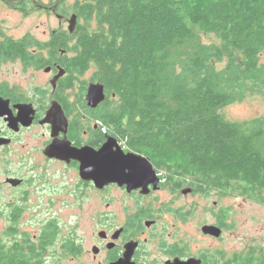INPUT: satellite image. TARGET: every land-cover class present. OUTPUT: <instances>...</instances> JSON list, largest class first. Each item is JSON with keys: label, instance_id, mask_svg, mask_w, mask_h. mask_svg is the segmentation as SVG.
Returning <instances> with one entry per match:
<instances>
[{"label": "trees", "instance_id": "trees-1", "mask_svg": "<svg viewBox=\"0 0 264 264\" xmlns=\"http://www.w3.org/2000/svg\"><path fill=\"white\" fill-rule=\"evenodd\" d=\"M68 10L75 30L56 29L51 51L72 53L71 71L93 70L109 96L103 118L126 129L119 133L166 174L179 175L178 185L187 177L206 194L221 193L225 179L227 195L264 204V125L221 113L263 80L264 0H74ZM200 32L220 42L206 44ZM36 43L0 29V60L34 63L28 46ZM257 250L202 264H264Z\"/></svg>", "mask_w": 264, "mask_h": 264}, {"label": "flooded vegetation", "instance_id": "flooded-vegetation-1", "mask_svg": "<svg viewBox=\"0 0 264 264\" xmlns=\"http://www.w3.org/2000/svg\"><path fill=\"white\" fill-rule=\"evenodd\" d=\"M2 1L9 4V0ZM43 7L57 12L56 4ZM56 16L62 24L65 18L59 13ZM52 33L48 40L36 39V44L28 46L37 53L32 56L34 63L27 64L21 58L6 60H17L26 70L43 71L48 75L43 84L24 88L0 82V108L5 110L0 115V264H173L189 258L200 259L202 264L207 258L218 260L222 250L198 249L195 244L192 218L196 201L181 200L214 196L216 204L228 196L227 180L223 179L221 193L215 187L206 194L187 177L178 185L179 175L166 174L150 157L137 151L128 136L119 133L127 130L117 128L100 113L109 98L106 91L104 101L96 107L88 105L89 83L99 81L90 75L87 82H78L90 70L84 74L71 71L66 59L72 53L65 49L53 55ZM53 102L67 120L65 132H53L45 121ZM19 106L27 113L19 112ZM24 118H29L28 125L22 122ZM10 119L14 120L12 126ZM33 129L44 136L41 148L20 150L22 134ZM109 137L123 152L148 157L159 180L152 183L143 177L146 186L130 190L116 182L98 188L79 176V161L49 157L43 152L53 140L64 139L72 147L97 150ZM21 166L27 168V174L21 173ZM67 169L75 175V190L70 194L76 198L72 200H68ZM87 189L92 194L82 198ZM226 217L225 211L220 212L218 219L208 224L218 226L223 233L221 224Z\"/></svg>", "mask_w": 264, "mask_h": 264}, {"label": "rangeland", "instance_id": "rangeland-1", "mask_svg": "<svg viewBox=\"0 0 264 264\" xmlns=\"http://www.w3.org/2000/svg\"><path fill=\"white\" fill-rule=\"evenodd\" d=\"M9 0V4L0 0V29L6 36L20 38L31 35L32 40H48L52 30H67V19L72 14L68 10L74 0ZM56 4V13L65 18L62 24L56 13L44 8ZM201 35V32L199 33ZM201 39L204 43H219V39L214 34H202ZM227 58L219 62L218 67H224ZM262 68L264 70V54L261 56ZM92 69L81 75L79 83L87 82L92 75ZM262 81L253 90H247L242 98L228 103L221 109L223 117L234 122H248L257 119L264 125V71ZM48 75L43 71L24 69L17 60H0V82L16 83L24 88H32L34 85L43 84ZM41 131L35 129L26 131L22 134L20 150H34L42 145L44 136ZM48 137V134H47ZM41 148V147H40ZM39 148V149H40ZM22 174H27V168H19ZM66 179L68 181V200L75 199L73 181L75 175L73 171L67 169ZM1 192V190H0ZM4 193L6 191L4 190ZM92 194L91 189L85 190L82 198H87ZM195 200V212L192 224L195 231V244L198 249L211 247V251L222 250L225 257H229L235 252L247 253L252 249H264V204L251 198L234 192L228 196H223L221 200L214 204L216 198L208 196L199 199L196 196L182 198V202ZM226 212L223 226V233L220 238L214 236L207 237L202 232V226L214 223L220 212ZM62 223V222H61ZM60 223V226L62 224ZM257 250V251H258Z\"/></svg>", "mask_w": 264, "mask_h": 264}, {"label": "water", "instance_id": "water-1", "mask_svg": "<svg viewBox=\"0 0 264 264\" xmlns=\"http://www.w3.org/2000/svg\"><path fill=\"white\" fill-rule=\"evenodd\" d=\"M67 23V31L72 33L76 27L77 15L72 13L67 19ZM61 74L62 71L55 78ZM105 98L106 94L102 83H89L86 93L88 105L96 107ZM18 109L19 112L27 113L23 106H19ZM4 112L5 110L0 108V115ZM45 121L51 124L53 132L66 131L67 120L56 102H53L50 111L45 116ZM22 122L28 125L29 118H24ZM13 124L14 120L10 119V125ZM43 152L49 157L79 161V176L84 180H91L98 188H102L109 182H116L119 185L126 184L127 189L130 190L139 186L145 187L147 182L143 180V177H146L148 181L151 180L152 183L159 180L148 157L133 152H123L122 148L110 137L97 150L89 147L75 148L70 146L69 142L64 139L62 141L53 140L51 144L43 149ZM15 182H18V180H15ZM202 232L214 237H220L222 234L221 228L213 224L203 225ZM200 262V259L189 258L186 261H175L173 264H200Z\"/></svg>", "mask_w": 264, "mask_h": 264}]
</instances>
